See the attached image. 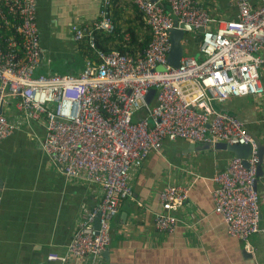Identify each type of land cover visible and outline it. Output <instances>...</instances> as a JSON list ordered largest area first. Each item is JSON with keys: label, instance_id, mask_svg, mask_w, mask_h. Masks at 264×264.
<instances>
[{"label": "built area", "instance_id": "2783aa9c", "mask_svg": "<svg viewBox=\"0 0 264 264\" xmlns=\"http://www.w3.org/2000/svg\"><path fill=\"white\" fill-rule=\"evenodd\" d=\"M130 1L150 34L143 50L97 47V33L117 30L114 0H102L98 19L74 31V38L86 40L95 53L87 56L82 71L37 74L43 57L37 1L0 0V141L23 123L44 122L41 144L51 161L68 177L97 183L102 191L100 202L78 223L68 254L52 252L47 258L103 264L111 220L124 200L134 199L133 171L150 152H160L166 140L177 139L201 145L219 141L251 145L248 166L233 156L214 175L213 200L229 234L253 251V235L264 232L256 190L258 143L242 119L219 106L231 97L264 92V0H235L237 15L227 19L213 16L204 0ZM181 24L192 25L195 31L186 32L184 55L174 67L168 62L169 34ZM198 28L204 31L197 32ZM123 38L129 43L130 32ZM193 42L197 54L189 52ZM153 88L156 93L147 103ZM10 102L17 110L11 120L4 113ZM189 191L183 184L162 189L161 211L155 215L158 232L176 228L175 212L186 203Z\"/></svg>", "mask_w": 264, "mask_h": 264}, {"label": "crops", "instance_id": "0c3cea01", "mask_svg": "<svg viewBox=\"0 0 264 264\" xmlns=\"http://www.w3.org/2000/svg\"><path fill=\"white\" fill-rule=\"evenodd\" d=\"M36 1L43 55L36 73H80L87 58L82 49L85 41H77L74 31L98 19L102 0ZM204 3L213 16L237 15L235 0ZM139 14L130 0H115L112 7L117 30L124 34L129 27L139 34L147 32ZM110 43L114 47L117 38ZM191 45L189 52L197 54V44L193 49ZM261 74L264 86V62ZM219 107L242 119L264 150V92L231 97ZM4 113L9 120L16 118L13 102L4 107ZM46 129L41 121L23 123L0 141V264H77L72 258L63 262L47 256L68 254L84 213L101 200L100 185L70 178L51 161L41 144ZM204 147L183 139L166 140L160 152H150L133 171L134 199L124 200L111 220V242L101 255L103 264H264V232L253 235L254 250H248L252 256L245 257L243 240L231 236L223 217L215 212L213 177L234 154ZM168 184L188 185L190 191L175 212L176 228L160 233L155 215L161 211L160 192ZM256 190L264 226V174L257 177Z\"/></svg>", "mask_w": 264, "mask_h": 264}, {"label": "water", "instance_id": "95a60500", "mask_svg": "<svg viewBox=\"0 0 264 264\" xmlns=\"http://www.w3.org/2000/svg\"><path fill=\"white\" fill-rule=\"evenodd\" d=\"M187 31H191L194 32L195 29L192 25L189 24H181L180 28H172L170 30V40H171V51L168 55V62L174 66V67H178L181 61V57L184 55V45H183V39L184 36L186 34ZM204 31L203 28H198L197 32L202 33ZM156 93V90L153 88L150 90L149 94L147 95L146 101L147 103H151L154 95ZM255 139L257 140L258 143V150H259V166H258V171H257V177H261L264 172L262 169V162H263V155H264V151L263 150V145L262 142L258 139L257 136H255L254 134H252ZM205 149H209L211 146H213L216 149H220V150H226L232 154H234L235 157H239L243 160V163L248 166V161L247 158L249 157V155L251 154V145L250 144H228L227 142H216L213 145L210 144H205L204 145ZM95 226L99 227V217L97 216L95 219ZM241 246H242V252L244 254L245 257H251L252 253L250 251H248V249L245 246V242L242 241L241 242Z\"/></svg>", "mask_w": 264, "mask_h": 264}, {"label": "trees", "instance_id": "16d2710c", "mask_svg": "<svg viewBox=\"0 0 264 264\" xmlns=\"http://www.w3.org/2000/svg\"><path fill=\"white\" fill-rule=\"evenodd\" d=\"M115 3V0H114ZM140 13V12H139ZM143 16L140 13L139 14V19H141L142 25L146 27V24L144 22V19H142ZM147 28V27H146ZM119 29V28H118ZM128 31L131 34V41L129 43H126L123 36L124 32H120L117 30L115 33L117 34L116 37H112L113 34H105V33H97L96 34V41H97V47L100 49H103L105 51L117 49L120 52H135L136 49L143 50L149 43L150 41V34L146 30H143L142 34H139V31H136L133 27H129ZM114 38H117V44L111 45V41H113ZM85 42H82V49L84 50L85 56H94V50L93 48L89 45V43L86 40H83Z\"/></svg>", "mask_w": 264, "mask_h": 264}, {"label": "rangeland", "instance_id": "374dc122", "mask_svg": "<svg viewBox=\"0 0 264 264\" xmlns=\"http://www.w3.org/2000/svg\"><path fill=\"white\" fill-rule=\"evenodd\" d=\"M192 34H193V33H192ZM195 45H196V44L193 42V44L191 45V48H192V49L195 48ZM157 68H158V69H163V66H158Z\"/></svg>", "mask_w": 264, "mask_h": 264}]
</instances>
